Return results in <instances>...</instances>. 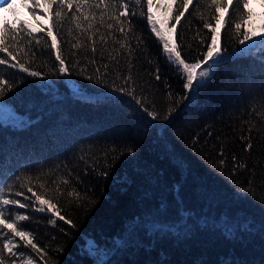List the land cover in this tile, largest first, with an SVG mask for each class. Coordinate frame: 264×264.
Returning <instances> with one entry per match:
<instances>
[{
	"label": "trees",
	"instance_id": "obj_1",
	"mask_svg": "<svg viewBox=\"0 0 264 264\" xmlns=\"http://www.w3.org/2000/svg\"><path fill=\"white\" fill-rule=\"evenodd\" d=\"M193 7L204 11L197 0ZM193 7L175 32L178 50L189 61L202 58L205 45L200 41L211 35ZM28 8L31 14L32 6ZM141 8L146 13L144 4L131 6L136 12L131 17L133 46L140 38L131 65L123 53L117 60L116 53L109 55L119 48L112 37H122L99 23L92 37L95 54L92 41L78 30L69 35V25L53 29L59 32L62 56L72 65L71 76L58 73L46 32L33 33L39 44L26 37L32 43L22 40L20 45L35 53L25 66L40 71L43 79L0 65V77L14 85L0 101V182L24 193L12 198L32 204L34 197L25 200L31 197L28 185L20 186L31 177L33 190L43 192L72 221L35 212L38 205L17 208L13 216H30L17 224L32 232L44 259L18 237L14 240L38 264H264V107L257 103L264 86V41L239 45L223 27L221 43L230 59L215 66L198 100L186 108L188 101L180 100L183 75L167 62L162 41ZM251 8L258 28L263 12ZM166 10H159L160 20ZM35 11L47 15L44 9ZM212 11L205 13L209 20ZM231 12L220 15L228 19ZM44 27H52L51 22ZM77 39L86 47L73 48ZM129 67L134 81L130 86L158 119L152 120L134 102L110 98L120 95L113 92L112 82L122 86L117 76L127 75ZM97 68L108 73L104 83L95 79ZM89 75L94 79L88 80ZM169 109H174L171 116ZM249 136L253 148L246 151ZM233 156L246 167H234ZM6 238L0 236V246ZM4 255L5 264L13 259L20 264L21 258Z\"/></svg>",
	"mask_w": 264,
	"mask_h": 264
},
{
	"label": "snow or ice",
	"instance_id": "obj_2",
	"mask_svg": "<svg viewBox=\"0 0 264 264\" xmlns=\"http://www.w3.org/2000/svg\"><path fill=\"white\" fill-rule=\"evenodd\" d=\"M264 3V0H261ZM29 3L32 5L31 15L39 20L47 19L51 22L52 27L47 29L41 25H33L27 20L21 21L17 19L14 21V25H9L4 22L0 25V65L18 69L19 72L26 73L27 76L33 78L43 79V74L40 71L31 70L26 67V63H31L34 59L35 53L32 52L31 48L25 51L24 47H21V41L24 40L26 44L32 43L33 33H45L50 38L51 43L47 45L54 50V65L57 66L58 73L61 76H71V67L62 56L61 42L57 39L59 32H54V28L64 30L66 25H69L67 32L69 35L72 34L73 29L78 30L81 37H86L87 40H91V52L95 54L98 49L96 47V41L92 39L96 32H99V28H95V24L99 23L102 27L107 29H116L121 34V39L112 37L115 44L119 45V48H114L112 52L116 53L113 56L114 60L121 57L123 53V59H125L129 65H131L132 57L135 50L140 47V38H136L135 46L132 44L134 36L132 16L136 15V12L131 11V6L134 3L135 6L146 5V13L141 8V15L145 16L147 22L151 25V31L162 41V51L166 55L167 62L170 65H174L176 70L183 75L184 83L183 90L184 95L181 96V101H188L185 105L187 108L193 104L194 101L198 100L199 90L206 86L208 77L214 73L215 66L226 63L230 57L225 56V50L222 46L218 37L221 34L223 27L227 28V31L232 34V37L236 39L237 43L242 46H246L250 42L256 40L264 41V24H261L258 28L253 25V10L251 8L252 0H197L198 4L204 6V11H200L198 8L193 7V0H24L23 7L28 8ZM17 0H0V13L11 12L14 16L17 15L16 9ZM166 6L168 12V18L165 20H159L153 14L154 7ZM193 7V11L199 13V18L204 21L203 28L207 29L211 35L207 39H201V44L205 45L204 50L200 53V57L192 61L187 60L182 56L181 51L178 50V46L175 40L170 36V33L176 32V25L181 23V20L185 18V14L189 12V8ZM35 9H44L47 15L41 16L40 13ZM209 9L214 11L208 13L210 20L206 18L205 13ZM232 9L228 19H225L221 13L228 12ZM174 13V14H173ZM211 21H214L213 24ZM171 24V28H167V25ZM159 25V27H157ZM95 28V31H91ZM167 29V30H165ZM199 35V33H197ZM32 39H25V38ZM100 41L107 44V39L104 35H100ZM35 43L39 44L40 40L35 39ZM47 44V40L45 41ZM73 48L86 47L80 39H77V43L72 44ZM23 53V55H21ZM31 53V58H29ZM28 58V59H26ZM58 62V64H57ZM95 63V61H90ZM118 62V61H117ZM77 64L79 61L76 62ZM107 69L108 65H104ZM127 75H119L117 79L123 81L122 86L116 87L115 80L112 82L113 92L120 93L119 96H111L110 98L118 103H135L139 105L142 110L151 117L152 120L158 119V114L155 111H150L148 107L144 106L143 98L136 94L134 87L130 85L134 83L131 75V67L127 69ZM97 76L95 79L99 83H104L108 73H101L100 69H96ZM84 73V70H81ZM88 80H93L94 77L89 75L86 76ZM264 78V75H262ZM155 79L158 81L161 79L159 74V68L155 69ZM14 85L10 84L9 80L5 77H0V101L3 100L7 91H10ZM124 97H128V100H124ZM257 103L264 107V86L261 88ZM3 105V104H0ZM174 109H169L168 116L172 115ZM257 109H253V113L257 112ZM264 116V113H261ZM168 118V117H165ZM253 128L249 127L248 132L251 134ZM241 139H245L241 137ZM249 142L246 145V151H250L253 148L251 137L249 136ZM220 156H224V151H220ZM234 167H246L236 162V157H232ZM225 161L220 160V165L224 166ZM106 175V173H101ZM39 180V178H37ZM69 181L64 180L63 183L67 184ZM27 184L26 191L31 193V197L25 196V200H30L34 197L32 204L21 203L20 200L12 198L13 196L19 197L24 195L21 191H11L12 186H4L0 182V236L7 237L3 239L2 246H0V264H5V255L8 253L9 256L14 258H21L20 264H36L33 257L25 255L23 252L14 251V249L21 248V243L14 242L16 237L23 243L24 246L34 250V252L44 259L43 250L34 242L32 232L25 230L23 226H19L17 222L28 221L29 215L16 214V209H27L34 207L35 212H51L52 217L64 221L67 224H72L71 220H66L65 216L60 214V210L51 199H46L43 192L38 193L33 190L32 178L28 177L20 185L24 187ZM40 189H45L43 183L39 185ZM59 191V189H56ZM47 189H45V192ZM78 198V193L75 194ZM49 217V221L52 224L56 223V219ZM2 229H7L12 235L9 237L8 232H3ZM12 264H17V260L13 259ZM46 264V261H45Z\"/></svg>",
	"mask_w": 264,
	"mask_h": 264
},
{
	"label": "rangeland",
	"instance_id": "obj_3",
	"mask_svg": "<svg viewBox=\"0 0 264 264\" xmlns=\"http://www.w3.org/2000/svg\"><path fill=\"white\" fill-rule=\"evenodd\" d=\"M23 2H24V0H17V4H16V9H15V11H16V13H17V15H13L11 12H8V13H0V25H3V23L4 22H9V23H12V22H14V21H16L17 19H19V20H21V21H24V20H27L28 22H30V23H32L33 25H39V24H42V22H43V20L41 21V20H39V19H37V18H34L31 14H30V10H29V8H25V7H23ZM154 2H155V0H154ZM29 5L30 6H32L31 5V3H29ZM251 6L253 7V9L254 10H256V11H260V12H263L262 14H263V16H264V3H262L261 2V0H252V3H251ZM162 7H164V6H160V7H154V9H153V13H154V15L157 17V19H159L160 20V18H159V10L162 8ZM168 18V12H167V10H166V12H165V14H163V20H165V19H167ZM258 24L259 25H261V24H264V17H262L261 19H259L258 20ZM171 24H168L167 25V28H171ZM158 27H159V25H158ZM165 30H167V29H165ZM221 31H222V29H221ZM170 36H171V38L173 39V40H175L176 41V35H175V33H170ZM218 40H220V42H221V34H220V36L218 37ZM239 49H237L236 51H238ZM229 53L228 52H225V56H227ZM212 75V74H211ZM210 75V76H211ZM209 76V77H210ZM208 77V78H209ZM14 242H16L15 240H14ZM16 243H18V242H16ZM14 251H19V252H22L21 250H19V249H14ZM25 255H29V254H27V253H25V252H23ZM21 259H23V257H21ZM34 259V258H33ZM35 260V259H34ZM35 262H36V260H35ZM36 264H38L37 262H36Z\"/></svg>",
	"mask_w": 264,
	"mask_h": 264
}]
</instances>
